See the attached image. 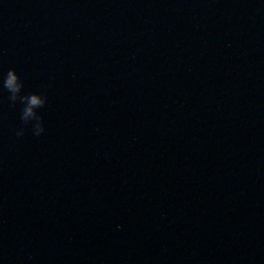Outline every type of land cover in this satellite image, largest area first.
<instances>
[{
	"label": "water",
	"instance_id": "1",
	"mask_svg": "<svg viewBox=\"0 0 264 264\" xmlns=\"http://www.w3.org/2000/svg\"><path fill=\"white\" fill-rule=\"evenodd\" d=\"M0 264H264V0H0Z\"/></svg>",
	"mask_w": 264,
	"mask_h": 264
},
{
	"label": "clouds",
	"instance_id": "2",
	"mask_svg": "<svg viewBox=\"0 0 264 264\" xmlns=\"http://www.w3.org/2000/svg\"><path fill=\"white\" fill-rule=\"evenodd\" d=\"M4 83L5 86L8 88V90L11 91L13 94H19L22 90V86H23L22 82L20 81L17 73L14 70L8 73ZM37 103H38L37 99L32 98L31 103H29L24 110L23 119L25 121H31V120L37 121V123L32 129V133L34 136L39 137L44 133L45 128L44 125L39 122V117L35 111L37 107ZM16 134L17 136H23L24 130L18 129Z\"/></svg>",
	"mask_w": 264,
	"mask_h": 264
}]
</instances>
